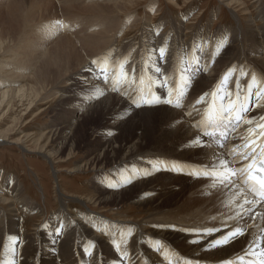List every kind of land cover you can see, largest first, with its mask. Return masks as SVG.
I'll use <instances>...</instances> for the list:
<instances>
[{
  "label": "bare ground",
  "instance_id": "6f19581e",
  "mask_svg": "<svg viewBox=\"0 0 264 264\" xmlns=\"http://www.w3.org/2000/svg\"><path fill=\"white\" fill-rule=\"evenodd\" d=\"M262 1L264 5V0L258 1V7L260 8L257 17L263 22V26L261 27L254 26L253 18L243 22L238 15L233 14L237 21V26L225 27V29H219L214 33L205 28L202 35H200L201 33L194 36L192 35L193 38L189 42L185 40V43L183 41L180 42L181 34H179V32H175L176 35H172L171 37L164 35L162 32V34L157 35L156 33L159 31V28L151 27L153 31L150 32V34L145 35V41H151L152 44H147L149 50H140L141 57L139 52H137L134 56L136 62H132V66L137 68L141 63L144 64L145 61L143 60V57L145 55L148 60L153 49L166 46L169 51V56L168 63L162 65V69L165 72L168 70L172 71L171 60L173 59V47H177L176 50L185 55L184 57L187 58V61L185 62L186 64L194 65L198 59L200 69L193 74H185L181 77L180 71L184 66L177 64L178 66L174 70H177L176 73H178L179 76L176 73L174 74L175 71L172 72L171 78L168 80L169 87H159V79L157 78L156 73L150 72L151 69H149L150 71L148 72H143V67L140 74L144 76L148 75L150 78L152 77L155 82L151 87V92L153 94V103L151 106L144 104L140 108H133L130 101L121 94V92L124 91L122 88L121 92L114 93L107 88L108 86L106 87V85L103 86V84H100L101 80L99 81V79H97V76L94 74V67L93 65L91 66L92 57L90 58L91 61L89 60L90 62H87V56L89 55H84L87 59L80 64V69L83 71L80 74L76 73L79 76H85V78L88 76L91 81L96 82L95 90L99 94H97L99 97H95V99L98 100L94 101V107H90L93 108V110H90L89 112L92 113L91 117L101 116L104 120L107 118L108 124L106 123L105 127L102 130L100 129L99 132L93 133V137L97 138V140H85V137H88L87 133L78 131L77 128H70L69 126H67L68 128H63L65 129L63 133L60 132L62 129L61 127L53 131L51 130L49 132V139L53 138L54 141L63 144L61 149L62 154L65 153L64 150L68 147V158L64 161H69L73 158L74 145H76L77 148L82 144L86 147H90V158L84 164L74 167L73 171L83 172L86 170H92L96 175L95 177H108V187L104 188L105 192L84 199H77L79 198L77 197L74 199V202L85 207L96 204L99 207L104 208L106 206H118L124 202H131L137 206L145 208L146 216L138 222L126 219L109 220L104 217V215H101L100 213H92L89 210L88 212H83L80 209L69 210L61 207V210L56 213L54 219H52L46 228L38 227L33 236L31 238L29 237L31 239V244H29L30 249L28 252L33 253L28 256V248L24 251V248L28 247L27 242L24 240L25 235L20 233L21 231L18 232L14 229V226L12 227L9 225H14L16 223V215L13 214L12 210L11 215H8L7 217V221L3 222L1 220L6 227L4 226L5 230L0 234L2 237L0 240L1 242H11V240L14 241V238L15 241L18 242L19 240H22L21 243L19 242L20 247H15L16 264H66L65 261H68V264H103L104 259H108L110 264H121L119 255L112 244L113 238H115L117 242H121L122 238L123 241L127 243L129 253L133 257L132 264H168V261L165 260V256L172 261V264H182L181 258L191 259L194 264L196 261H198L199 264H222L225 259H236V254L243 255L241 249L246 246V241L261 237L262 239L260 240V243L262 247H264V232L261 231V229H264V226L257 224L248 229L246 237H241L238 241L232 244L217 248L210 247L209 241L213 238L219 237L222 234L221 232L214 233L213 236H209L206 239L202 238L199 240V243H191L190 241L196 239V236L184 232L172 231L168 228L154 227L158 225H176L179 228L220 227L222 232L226 233L229 231V226H232V222L227 220L226 216L222 214L220 208L215 205H210L209 200L204 201V197L206 196L205 190H214L216 188H213L208 181L197 182V179H195L194 176L188 174L189 172H193L199 166L198 162H203L207 159L205 150L191 145L189 139L192 136L191 131H180L179 128L169 124V120L176 114L178 109H174L166 104L157 103L155 98L159 97L162 100L167 99L168 97H160V93L162 95H165L166 93L168 94L170 86L175 80H177L175 81L176 83H181L182 80H189V78H191L193 83L191 90L184 89L186 93L189 92L188 97L184 98V103L186 105L190 104L194 99H198L204 92L211 93L216 90L221 82H223V87L225 89H235L237 80H239L241 92L246 90V86L249 83H252L253 90H256L258 87L264 88V7L260 5ZM117 2L119 1H116V3L114 2V5H111L117 13H120L119 11L121 10L123 3ZM100 7L110 9L109 5L101 6V4L95 2V6L82 9V11L96 14V12H99ZM79 13H77V16ZM100 13V16H108V13L115 12L105 11V13ZM84 15L86 14L84 13ZM149 16L151 15L149 14ZM106 19V17H102L103 21H106ZM119 19L120 18H118V20ZM77 20L78 19L74 17V19L71 20L72 24ZM84 23L87 22L83 21L82 25ZM112 23L114 22L112 21ZM172 23L175 24V22ZM172 23L169 24L173 26L174 24ZM178 24L180 25L181 23ZM62 26L63 28H61ZM67 26L70 25L66 24L65 21L50 25L51 29L50 27L48 28V31L50 32L48 35L53 36L57 34L60 36L61 30L63 32H68V30H66ZM110 27L108 26L109 29ZM115 30L114 32H116ZM110 31L105 29V24L102 28H96L92 32L90 31L93 36H89V38L84 41L85 48L89 51H95L96 49L97 51L101 50L100 52L107 48L106 56L112 57L113 55L117 58L124 56L128 51H135L134 47L127 50V48L130 47L127 43L124 47L122 46V49L113 47L112 45L114 44H112V38H116V36L109 37L108 34H110ZM91 33H89V35ZM181 33H183V31ZM193 33H195V31ZM84 35L79 36L84 38ZM87 36L88 35L86 34V37ZM74 37L75 36H73V38ZM188 38L189 37H187V40ZM192 42H198V50L194 51V48L192 49ZM14 43L15 40L13 39L8 42L7 40L0 38V54H2L4 59L7 57L6 61H4L7 62V64L0 63L1 118L11 115L10 113L14 110L16 102L25 106L23 115L29 114V112L33 113L35 112V107L38 106V100H41L40 93L43 90V86L39 83L33 86L29 84V86L27 81L29 78L36 80L37 77H42L44 73L39 69L34 76L31 74L33 77H30L25 74L24 69L26 67H38L39 63H42L39 67H51V65L59 63L58 60L52 62L51 58L44 57L45 53L48 52V48H41L43 52H30V54H32H29L26 57L25 54L27 53L24 52V58H22L23 56L21 57L20 54L15 53L13 50L11 51L10 47ZM20 43L22 44V42ZM82 43L83 41L81 44ZM70 46H74L73 40H71ZM82 46L83 45H81V47ZM19 47L22 49L21 46ZM29 47L30 46H28V48ZM86 53L88 54L87 51ZM151 59L156 60L157 57L151 56ZM112 64L113 61L111 60L107 65L111 66ZM116 65L112 66H115L114 68L117 69ZM209 66H212L213 68L212 71H210L211 73L206 75L205 71ZM90 69H92V71H89ZM5 71L6 74L4 73ZM34 71L36 70H33V72ZM232 72L234 75L231 78H233L234 83L228 84L227 81ZM241 72L246 73V75L241 76ZM253 76L256 78L255 82L252 81ZM144 81V85H136V87L139 90L140 95L146 96V89L149 80ZM86 82L88 81L86 80L85 84ZM64 85L65 84L62 86ZM55 88L56 87H54V89ZM51 92L49 93L51 94ZM50 94L47 93L49 96ZM47 98L50 99L51 97ZM56 99H58V97ZM75 99L77 100L78 98ZM172 99L175 103L176 98L172 97ZM208 99H211V96H209ZM58 101H61V99H58ZM44 102L45 101H43V104ZM65 104L67 105V103ZM84 107V109H81L82 111L87 109V106L84 105ZM75 109L78 111L80 108ZM249 115L253 119H256L260 115H264V110L257 107L254 108ZM12 116L14 117V115ZM74 120L75 119H71L69 122L73 123ZM183 127L186 128L187 126L184 125ZM246 127L247 125H244L241 128V133H244V128ZM84 140L86 141L85 143ZM232 142L235 144H242V141L239 139H233ZM38 153L49 160V163L54 164L55 157L49 151H44V149H42ZM158 161H167V166L164 164H158ZM181 169H183V174H180ZM121 174L123 175V178L119 180L117 175L120 176ZM201 187L207 189H203V199L200 200L199 205H197L196 202L198 200L195 199V193L201 190ZM238 196L239 192L236 194L232 191L226 192L224 201L229 204L231 210L235 208V202H237ZM185 197L187 198L184 199ZM245 207L249 206L245 205ZM255 211L263 213L264 204L258 205L255 208ZM212 221L214 222L212 223ZM52 223L55 224L53 232L48 229V226ZM61 225L63 226L61 230L62 234L57 237L55 231L58 227H61ZM129 232H131V235H128ZM104 233H111V235L106 236ZM8 236H11V240L6 238ZM156 241H160V243L157 244ZM28 243H30V241ZM89 246L93 248V252L89 251ZM85 249L91 254H86ZM256 251L260 252L261 248H257ZM68 256L70 257L68 258ZM249 259H253V257H245V264Z\"/></svg>",
  "mask_w": 264,
  "mask_h": 264
},
{
  "label": "rangeland",
  "instance_id": "374dc122",
  "mask_svg": "<svg viewBox=\"0 0 264 264\" xmlns=\"http://www.w3.org/2000/svg\"><path fill=\"white\" fill-rule=\"evenodd\" d=\"M116 1L123 3L121 10L119 11L120 13H117L116 10L112 8L111 4L114 5V2L116 3ZM258 1L259 0H0V38H2L3 40H7L8 42L12 39L15 40V43L13 44L15 49L12 45L10 47L11 51L13 50L15 53L20 54L21 57L25 53H27L25 54L26 57L30 54V52H43L41 48H48V52L45 53L44 57L51 58L52 62H56V60L59 61V63L51 65V67H39L42 64L39 63L38 67H26L24 69L25 74L27 76L29 75L30 77H33L39 69L44 73L42 77H37L36 80H34L33 78H29L27 81V84H30L31 86L36 85L37 83L43 86V90L40 93L41 100H38V106H36L37 108L35 107V112H29V114L23 115L25 106L16 102L17 104L15 103L14 110L12 111V113H10L11 115H8V117L6 116L4 118H1L0 116V226H2L0 227V230L2 231H0V234H2L5 230V225L3 222L8 220L7 217L8 215H11V211L13 210V214L16 215V223L18 224L15 223L14 225H9H11L12 227L14 226V229H16L18 232L21 231L20 233H23L25 235L24 240L25 242H27L28 247L24 248V251L28 248L27 253L29 256L33 253L28 252L30 249L29 244H31L30 238L36 232L38 227L46 228V226L52 221V219H54L56 213L61 210V207L69 210L80 209L83 212H88L89 210L92 213H100L109 220L126 219L133 222H138L139 220L144 218L146 216L145 208L137 206L131 202H124L118 206H106L105 208L99 207L96 204L88 205L85 207L81 204H78L77 202H74V199H76L77 197H79L77 199H84L90 196H97L105 192L104 188L108 187L107 176L95 177L96 175L92 172V170H86L83 172L73 171L74 167L84 164L90 158V147H86L84 146V144H82L77 148V146L74 145L73 158H71V160L69 161H64L66 158H68V147L64 150L65 153L62 154L61 149L63 147V144L54 141L53 138L49 139V132L51 130L53 131L61 127L62 129L60 130V132L63 133V131L65 130L63 128L69 126L70 128H77L78 131L87 133L88 137H85V140H97V138L93 137V133L99 132L100 129L102 130L105 127L106 123L108 124L107 118L106 120H104L101 116L91 117L92 113L89 111L93 110V108L90 107H94V101L98 100L95 99V97L99 95L95 90V85L97 83L91 81L88 76H86L85 78V76H79L77 74H80L83 71L80 69V64L88 58V60H86L87 62H90L92 59V61L99 60L102 62H106L107 64L112 60V65L117 64V69H119V66L122 63L128 61V64H126L125 67H130L133 64L132 62H136L134 56L137 54V52H139V55L141 57L140 50H149V46L147 44H152V42L145 41V35L150 34V32L153 31L152 28L154 27L159 28V34L163 33L164 35H168L169 37H171L172 35L175 36V32H179V34H181L180 42L183 41L184 43L186 41L189 42L196 34L201 33L200 35H202L205 28L206 30L214 33L219 29H225V27L227 28L231 26H237V21L234 18L233 14L238 15L243 22L249 20L250 18H253L254 26L261 27L263 26V22L257 18L259 14L258 10L260 8L258 7ZM95 2L101 4V6L109 5L110 9L100 7L99 12H96V14L90 13L88 11H82V9L95 6ZM260 5L264 7L263 1ZM80 11L82 12L79 13ZM105 11H114L115 13H108V16H100V12L105 13ZM77 13H79V15L81 16H77ZM84 13L86 15H84ZM149 14L151 16H149ZM91 16H93L94 18ZM74 17H76L78 20L72 24L71 20H73ZM102 17H106V21H103ZM118 18L120 19L118 20ZM175 18L177 19L178 23H181V27L177 23ZM62 21H65L66 24L70 25L66 28L68 32H63L61 30L60 36H58L57 34L49 36L48 34L50 32L48 31V28L50 27V25H55V23ZM83 21L87 22L88 24L84 23L82 25ZM112 21L115 23V25L114 23H112ZM172 22H175V24ZM169 23L174 24V27ZM104 24L105 29L109 31L113 30V28L114 30L116 29V32H114L113 30L109 32L110 34H108L109 37L116 36V38H112V44H114L112 45L113 47L122 49V46L124 47L127 43L128 45H130L127 50H130L132 47H134L135 51H128L124 56L117 58L113 55L112 57L106 56L107 48L102 51L103 53L100 52L101 50H98V52L97 49L95 51L87 50L84 46V41L92 35L91 32L93 30H95L96 28H102ZM111 24H113L114 27ZM108 26H111L110 29L108 28ZM61 28H63V26ZM88 30H90L91 32ZM182 31L183 33H181ZM194 31L195 33H193ZM89 33L91 34L89 35ZM86 34L88 35L87 37ZM79 35H84V38L80 37ZM73 36H75L76 38H73ZM187 37H189L188 40ZM71 40H73L74 46H70ZM76 41H80V44ZM82 41L83 43L81 44ZM20 42H22V44ZM76 43L78 44V46ZM197 44L198 42H192L191 44V47L192 49L194 48V51L198 50ZM81 45H83L84 47H81ZM19 46H21L22 49ZM28 46H30L31 48H28ZM24 48L27 51L29 50V53ZM82 48H84L85 50ZM176 48L177 47L172 48L174 51V53L172 51L173 59L171 60L172 71L168 70L166 72L168 75L167 77H169L168 80L171 78L172 72L175 71L174 74L176 73L177 70L174 69L178 66L177 64H179L180 66H185V62L187 61V58L184 57L185 55L179 53ZM86 51L88 52V54L86 53ZM84 55L89 56L85 58L86 56ZM2 58V54H0V63L7 64V62H4L6 61L7 57H5V59ZM22 58H24V56ZM143 60H147L146 55L143 57ZM112 65L109 66L110 71L115 67ZM93 67L94 74L95 76H97L95 72V66L93 65ZM143 67V63H141V65L137 67L138 73H140ZM209 67L205 71L206 75L210 74V71H212L213 67ZM32 69L36 71L33 72ZM4 73L6 74V71ZM176 74L178 75V73ZM233 75L234 73L232 72L230 74V78L227 81L228 84L234 83L233 78H231ZM147 76H144V80L151 79L152 81H154L152 77L150 78V76ZM86 80L88 82H86L85 84ZM63 84L67 85L62 86ZM100 84H103L102 81H100ZM153 84H155V82ZM103 86L105 85L103 84ZM54 87L56 88L54 89ZM117 87L120 89L122 88L123 90H125L126 88V86L124 85H117ZM81 89L84 91H82ZM85 90L87 91V93ZM47 91H52L53 93L51 92L50 94ZM47 93L50 94V96L47 95ZM138 95H140L139 91ZM167 95V93L165 95H162L160 93V97H168ZM47 97H51V101ZM57 97L59 100L61 99V101H58V99H56ZM172 97H175V94H173ZM75 98L78 99L76 100ZM83 99H85L86 101ZM43 101H45L44 104ZM65 103H67V105ZM84 105L87 106V109L82 111L81 109L85 108ZM75 108H80L78 110L80 112L76 111ZM12 115H14L15 118ZM71 119H75L73 123L69 122ZM85 140L84 143L86 142ZM42 149H44V151H49L55 157L54 160L56 163L54 162V164H51L49 163V160L43 157V155H40V153L38 152H40ZM117 178L121 180L123 178V175H117ZM197 182L207 181L197 179ZM203 189L207 188L201 187V190L195 193V199L198 200L196 202L197 205H199V201L203 199ZM226 192L227 190H220L218 188L214 190L207 189L205 190L206 196L204 197V201L209 200L210 205H215L216 207L220 208L222 214L226 216L227 220L231 221L232 225H235L236 220L229 219V217L233 216L234 213L231 210L229 204L224 201ZM186 198L187 197H185L184 199ZM246 219L247 222H250L248 223L250 225L254 226L257 224L264 226V220H262L260 217H256L255 220H250V218L248 217H246ZM213 222L214 221H212V223ZM54 227V223L50 224L48 226L49 231L53 232ZM6 238L11 240V236H8ZM0 239H2L1 236ZM21 241L19 240L20 243ZM29 241L30 243H28ZM19 242L15 240H11V242H1L0 240V264H8V261L11 258L9 249L13 247H20ZM89 248V251L93 252V248L91 246H89ZM69 257L70 256H68V258ZM104 260L103 264H110V261L108 259L105 261ZM65 262L66 264H68V261Z\"/></svg>",
  "mask_w": 264,
  "mask_h": 264
},
{
  "label": "snow or ice",
  "instance_id": "6c2138e0",
  "mask_svg": "<svg viewBox=\"0 0 264 264\" xmlns=\"http://www.w3.org/2000/svg\"><path fill=\"white\" fill-rule=\"evenodd\" d=\"M156 34L159 35V32L157 31ZM151 56H155L157 59L152 60ZM168 56V48L161 46L153 49L149 59L144 63L143 71L148 72L151 69L156 73L159 87H169L167 73L162 69V65L168 63ZM126 64L128 61L122 63L118 70L112 68L110 71L106 62L92 61L97 79L101 80L111 91L121 92L117 85L126 86L121 94L130 101L133 108H140L144 104L151 106L153 103L151 87L154 81L151 79L148 81L146 96L138 95L139 90L136 85H144V77L138 73L135 66L126 68ZM198 70L200 69L197 59L194 65L185 64L180 71V76L193 74ZM244 75L246 73L241 72V76ZM255 79L253 76L252 81L255 82ZM192 83L191 78L182 80L181 83L174 81L170 86L167 99L162 100L159 97L155 99L157 103L178 109L169 120V124L179 128L180 131H191L192 136L189 138L191 145L205 150L207 159L198 162L199 166L188 174L196 179L210 182L213 188L232 191L234 194L239 192L235 208L232 209L234 215L229 217V219H235L236 224L229 226V231L226 233H223L220 227L179 228L176 225L154 227L168 228L172 231L196 236L197 238L191 240V243H199L200 239H206L213 236L214 233L221 232L219 237L209 241V246L212 248L223 247L238 241L241 237H246L248 229L253 226L248 224L246 217L252 220L260 217L264 220V213L255 211L258 205L264 204V115H260L256 119L249 115L257 107L264 110V88L258 87L253 90L252 83H249L246 90L241 92L239 80H237L235 89H225L221 82L216 90L211 93L204 92L198 99H194L186 105L184 98L188 96V93L184 89L191 90ZM173 94L176 98L175 103L172 99ZM209 96L211 99H208ZM184 125L187 127H183ZM244 125L247 127L244 128V133H241V128ZM233 139H239L242 144L233 143ZM157 163L167 166L168 162L158 161ZM180 174H183V169L180 170ZM245 205L249 207H245ZM62 227L61 225L56 229L57 237L61 235ZM261 231L264 232V229ZM104 235L110 236L111 233H104ZM128 235H131V232ZM261 239V237H256L246 241V246L241 249L243 255L236 254V259H225L222 264H238V262L245 264V257H253L246 264H264V247L260 243ZM156 243L159 244L160 241H156ZM112 244L119 255L121 264H132L133 257L129 253L127 243L122 238L121 242H117L113 238ZM257 248H261V251L257 252ZM9 251L11 258L8 264H16L15 248H10ZM85 253L91 254L87 249H85ZM181 259L182 264H194L191 259ZM165 260L168 261V264H172L167 256H165ZM195 264H199V262L196 261Z\"/></svg>",
  "mask_w": 264,
  "mask_h": 264
}]
</instances>
